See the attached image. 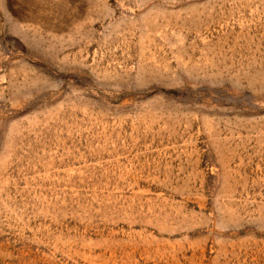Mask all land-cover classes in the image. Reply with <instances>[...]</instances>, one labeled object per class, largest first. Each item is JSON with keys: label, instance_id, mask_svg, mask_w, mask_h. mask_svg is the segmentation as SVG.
<instances>
[{"label": "rangeland", "instance_id": "rangeland-1", "mask_svg": "<svg viewBox=\"0 0 264 264\" xmlns=\"http://www.w3.org/2000/svg\"><path fill=\"white\" fill-rule=\"evenodd\" d=\"M0 264H264V0H0Z\"/></svg>", "mask_w": 264, "mask_h": 264}]
</instances>
